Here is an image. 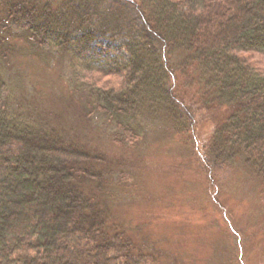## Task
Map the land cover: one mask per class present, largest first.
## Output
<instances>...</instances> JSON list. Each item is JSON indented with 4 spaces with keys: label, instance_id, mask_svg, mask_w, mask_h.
<instances>
[{
    "label": "trees",
    "instance_id": "trees-1",
    "mask_svg": "<svg viewBox=\"0 0 264 264\" xmlns=\"http://www.w3.org/2000/svg\"><path fill=\"white\" fill-rule=\"evenodd\" d=\"M115 11L128 18L108 23ZM20 41L120 81L85 77L88 105L64 115L18 102L0 70V264H163L117 221L122 163L100 144L138 148L158 122L196 157L212 195L243 171L264 206V72L246 56L264 55V0H0V60Z\"/></svg>",
    "mask_w": 264,
    "mask_h": 264
},
{
    "label": "rangeland",
    "instance_id": "rangeland-1",
    "mask_svg": "<svg viewBox=\"0 0 264 264\" xmlns=\"http://www.w3.org/2000/svg\"><path fill=\"white\" fill-rule=\"evenodd\" d=\"M122 18L128 16L115 11L107 16V22ZM20 42L22 49L15 48L10 59L0 60V70L12 79L13 97L20 103L34 100L65 115L76 101L83 108L88 105L80 92L85 77L107 86L120 81L98 70L86 73L84 63L69 52L33 50ZM246 56L264 72V55ZM182 58L175 55L176 62ZM16 110L27 112L19 104ZM99 120V128L105 131L104 119ZM158 123V128L147 131L138 148L116 150L109 142L100 141L109 154L120 156L114 160L122 163L112 176L113 183L119 184L113 205L117 221L126 226L135 242L149 249L146 252L161 254L163 264H264V228L260 225L264 223V206L258 200L256 182L237 171L232 178L222 176L221 192L212 195L214 183L206 179L196 157ZM204 128L201 133L209 136L210 131ZM221 201L232 218L226 217Z\"/></svg>",
    "mask_w": 264,
    "mask_h": 264
}]
</instances>
